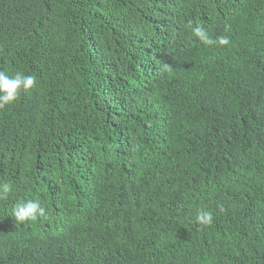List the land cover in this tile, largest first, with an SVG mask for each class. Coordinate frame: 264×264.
I'll return each instance as SVG.
<instances>
[{
    "label": "trees",
    "instance_id": "obj_1",
    "mask_svg": "<svg viewBox=\"0 0 264 264\" xmlns=\"http://www.w3.org/2000/svg\"><path fill=\"white\" fill-rule=\"evenodd\" d=\"M0 71V264H264V0H0Z\"/></svg>",
    "mask_w": 264,
    "mask_h": 264
},
{
    "label": "clouds",
    "instance_id": "obj_2",
    "mask_svg": "<svg viewBox=\"0 0 264 264\" xmlns=\"http://www.w3.org/2000/svg\"><path fill=\"white\" fill-rule=\"evenodd\" d=\"M193 36L205 45L218 44L219 46H228L230 39L226 35L216 37L215 41L210 37L209 33L199 24L192 25L189 22ZM226 26V30H227ZM167 67V65H166ZM36 78L31 75L15 73L10 76L7 73L0 71V108L14 103L21 91H28L34 87ZM13 187L10 183L0 182V200H5L12 192ZM45 208L32 199L18 201L13 209L12 215L18 223L35 221L38 217L45 216ZM196 222L202 226H210L213 222V215L210 211L200 210L196 216Z\"/></svg>",
    "mask_w": 264,
    "mask_h": 264
}]
</instances>
